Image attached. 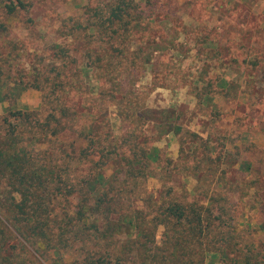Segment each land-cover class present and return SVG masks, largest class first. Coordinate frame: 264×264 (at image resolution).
Instances as JSON below:
<instances>
[{
	"label": "trees",
	"instance_id": "trees-1",
	"mask_svg": "<svg viewBox=\"0 0 264 264\" xmlns=\"http://www.w3.org/2000/svg\"><path fill=\"white\" fill-rule=\"evenodd\" d=\"M0 5L5 18L29 9L25 0ZM108 9L92 27L107 35L92 51L97 68L118 65L114 59L124 51L117 54L114 41L145 18L131 0H114ZM52 49L53 58H69L61 44ZM134 54L143 63L144 52ZM71 70L55 64L25 79H0V101L34 89L47 112L41 117L39 110L9 109L0 118V264H43L46 255L53 256L51 264H264L263 249L236 241L242 231L233 225L227 196H211L202 205L174 198L171 189L157 197L148 192L155 166L166 167L161 150L147 146L146 127L159 129L150 137L155 142L176 134L181 129L175 130L172 112L138 100L130 106L119 85L112 118L101 98L93 107L74 101L72 92L86 91L92 67L75 65L76 82ZM87 116L90 125L78 130ZM118 121L133 129L109 128Z\"/></svg>",
	"mask_w": 264,
	"mask_h": 264
},
{
	"label": "rangeland",
	"instance_id": "rangeland-1",
	"mask_svg": "<svg viewBox=\"0 0 264 264\" xmlns=\"http://www.w3.org/2000/svg\"><path fill=\"white\" fill-rule=\"evenodd\" d=\"M25 1L27 12L7 18L0 5L1 81L66 63L76 82L75 65H88L86 91L72 92L75 102L93 107L101 98L114 118L120 85L130 106L138 100L148 109L170 110L179 132L155 142L150 137L159 129L146 127V144L161 150L166 167L155 166L148 192L157 197L171 189L174 198L202 205L211 196H227L233 225L242 231L236 241L264 250V0H131L145 18L114 41L115 52L124 51L114 59L118 65L101 68L92 65V51L107 35L92 27L97 14L107 17L114 0ZM55 44L68 51V59L53 58ZM139 51L144 64L134 54ZM41 101L40 91L28 89L18 99L0 101V118L9 109L39 110L46 117ZM82 119L78 130L90 125L89 117ZM113 126L133 129L119 121ZM52 260L46 255L41 262Z\"/></svg>",
	"mask_w": 264,
	"mask_h": 264
},
{
	"label": "crops",
	"instance_id": "crops-1",
	"mask_svg": "<svg viewBox=\"0 0 264 264\" xmlns=\"http://www.w3.org/2000/svg\"><path fill=\"white\" fill-rule=\"evenodd\" d=\"M151 110H154V109H151Z\"/></svg>",
	"mask_w": 264,
	"mask_h": 264
}]
</instances>
